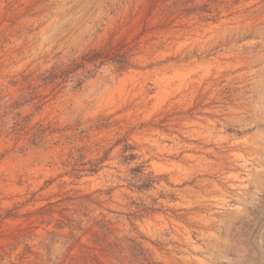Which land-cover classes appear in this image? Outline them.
Masks as SVG:
<instances>
[{"label": "rangeland", "instance_id": "obj_1", "mask_svg": "<svg viewBox=\"0 0 264 264\" xmlns=\"http://www.w3.org/2000/svg\"><path fill=\"white\" fill-rule=\"evenodd\" d=\"M0 264H264V0H0Z\"/></svg>", "mask_w": 264, "mask_h": 264}]
</instances>
